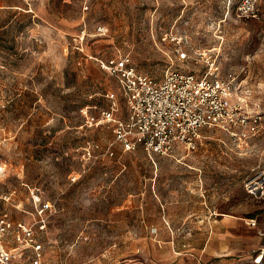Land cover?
<instances>
[{
    "label": "rangeland",
    "instance_id": "rangeland-1",
    "mask_svg": "<svg viewBox=\"0 0 264 264\" xmlns=\"http://www.w3.org/2000/svg\"><path fill=\"white\" fill-rule=\"evenodd\" d=\"M242 1L0 0V212L31 221L35 201L55 204L44 263L264 264L245 223L263 200L244 188L264 170V128L243 147L203 129L195 149L158 155L97 123L110 94L125 112L98 61L129 53L156 78L211 56L259 99L264 127V0L249 15Z\"/></svg>",
    "mask_w": 264,
    "mask_h": 264
},
{
    "label": "built area",
    "instance_id": "built-area-1",
    "mask_svg": "<svg viewBox=\"0 0 264 264\" xmlns=\"http://www.w3.org/2000/svg\"><path fill=\"white\" fill-rule=\"evenodd\" d=\"M241 7L248 15L254 13L253 0H243ZM170 38L176 43V59L189 60L191 56L180 39L175 34ZM98 63L115 80L125 112L116 113V101L110 94L109 105L100 110L97 123L104 124L126 150L142 146L158 155H169L180 147L193 150L201 131L210 128L225 132L233 143L243 147L264 128L261 103L253 91L236 73L221 76L209 55H204L202 69L168 68L160 78L140 72L129 53L99 59ZM244 188L264 202V170L248 177ZM34 205L31 221L13 219L0 212V264H46L39 252L44 243L42 235L56 206L49 200L35 201ZM259 221L262 256L264 212L259 218H247L245 223L256 226Z\"/></svg>",
    "mask_w": 264,
    "mask_h": 264
},
{
    "label": "crops",
    "instance_id": "crops-1",
    "mask_svg": "<svg viewBox=\"0 0 264 264\" xmlns=\"http://www.w3.org/2000/svg\"><path fill=\"white\" fill-rule=\"evenodd\" d=\"M263 204H264V202H263ZM227 216H230V215H227ZM249 218H252V217H249ZM254 218H257V217H254ZM259 218V217H258ZM248 226V225H247ZM249 228H252V229H254V228H257V227H259V229L261 230V223H260V221L257 223V225L256 226H248ZM260 232V231H259ZM259 246H258V248L260 249L261 248V245H262V243H261V236H260V233H259ZM263 258V257H262ZM259 263V262H258ZM255 264H257V263H255Z\"/></svg>",
    "mask_w": 264,
    "mask_h": 264
},
{
    "label": "bare ground",
    "instance_id": "bare-ground-1",
    "mask_svg": "<svg viewBox=\"0 0 264 264\" xmlns=\"http://www.w3.org/2000/svg\"><path fill=\"white\" fill-rule=\"evenodd\" d=\"M261 256V255H260ZM259 257V256H258ZM254 262H256V263H258V262H260V259H256V260H254Z\"/></svg>",
    "mask_w": 264,
    "mask_h": 264
}]
</instances>
